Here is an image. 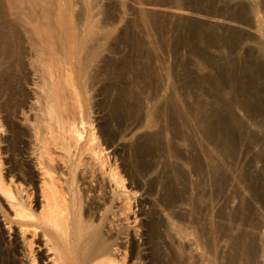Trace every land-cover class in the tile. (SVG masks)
<instances>
[{"label":"bare ground","instance_id":"obj_1","mask_svg":"<svg viewBox=\"0 0 264 264\" xmlns=\"http://www.w3.org/2000/svg\"><path fill=\"white\" fill-rule=\"evenodd\" d=\"M11 2L14 8L17 9L20 8L21 4L23 6V3L30 2V0H11ZM260 4L254 6L245 3V5L242 6L241 4L239 7H241V12L248 9L253 12L260 7ZM1 12L3 10L0 11V18H6L5 15H1L3 14ZM232 17L230 19L236 21V18ZM3 18L0 21V111L6 114V121L4 122H6L11 136L7 147L14 154L19 153V144H23L26 149L27 147L30 148H28L30 150L29 157L33 160L31 162H33V167L37 172L41 202H39V209L36 203L35 206H32V192L29 193L22 183H16L13 180L14 175L10 176L8 182L6 181L2 174V159H0V197L3 198L5 205L17 219L15 222L18 225L22 244L27 251V253L25 251L19 252L15 248L2 250L0 247V264H17L13 259L17 254L21 256V262L24 263L25 260L27 264H254L250 262L256 260V256L259 260L256 261L258 263L261 261L260 255L257 254L260 252L257 250L259 242L257 244L255 242L258 240L249 238L255 236L253 234L255 231H251L252 235H250L243 228V225L250 223L253 217L254 212L251 211V206L250 208L249 205H245L244 209H242V206L240 207L244 213L246 212L245 215L241 210V212L237 210L233 213L231 211V214L227 207L225 209H228V211L225 210V213L224 209H218V212H221L219 214L217 212V216H215L220 219L217 224L212 221L215 219H211L210 216V208L213 207L210 206V203L212 204L211 200L214 199L216 194L215 199L221 197L220 195L218 197V194L225 191L227 185L230 184L229 181L233 174L230 159L235 156L236 151H238L237 145L245 136V124L234 116L229 105L226 106L227 109L222 105L226 109V111L223 110L224 114L217 112V114L214 113V118L202 117L200 131L204 134V145L196 143L197 138L194 134L196 130L192 131L191 128L192 133L187 132V134L191 133L189 136L184 134L185 130H189V127L186 118L181 113V106H178V101L169 110V123H166L167 125L162 123L164 114L161 107H159L155 116L147 124L148 128L150 125L151 133L143 134L144 136H140L132 145L130 144L128 156L123 160V171L125 170L127 177L132 181L131 183L138 189L140 188L138 177L144 180L143 178L155 173L153 178L145 182V188H143L149 196L155 193L156 188H159L160 192L155 202L148 205L149 213L145 214L141 226L143 232L139 234L138 229L135 232V236H139L141 240L140 245L137 247L130 238L128 229L131 226L129 215L132 212L133 204L137 203L134 198L138 191L127 190L123 174L115 165L116 160L113 164L111 163L110 156L105 154L104 145H107V147L113 145L117 136L122 135L124 125L130 119L136 120L134 128H138L140 125L139 118L143 105L141 93L145 92L144 87L138 88L137 84L143 85L144 81L152 78L151 71L148 69L151 60L147 56L145 45L141 41L133 42L131 36L126 39L128 44L134 48L135 59L139 60H137L138 62L135 60L136 65L135 62L131 63L134 59H132L133 61L130 59V63L116 64V69L117 73H119L118 70H121L123 76L130 75L138 90L137 92L131 90L122 81L119 82L122 86L119 88L118 96L113 101L115 108L113 119L118 125L117 131H109L108 124H105L103 127L108 130L105 135L106 140L104 139L105 141L100 143L93 130L90 129L91 124H88L90 117L87 119L88 96L92 90L89 85L93 86L92 84H94L96 78L92 77L88 80L85 79V75L87 69L91 66V62L96 60V55H92V47L87 45L86 38L90 35L93 36V30L84 33L85 30L88 31V29H84V31L82 30L83 33L80 34L75 30L71 35V31L63 25L57 28L34 26L33 34L38 37L36 38L38 42H34L35 38L32 34L34 40L27 41V43L29 42L27 46H29L28 50L32 52L31 58L33 59L30 58L33 63L32 70L37 75V79L35 78L36 80L32 84L34 85L33 107L27 112L24 111L22 106L24 99L27 97L23 90L24 83L27 80L24 73V59L29 56L26 54L28 53V50L26 51L27 47H24L25 41L21 38L23 36L20 37L22 30L26 29L25 31H27V26H22L23 29L20 26L21 29H19V25L18 27L14 25L15 23L11 25L12 22L6 19H4L6 23L2 22ZM29 28L30 26L28 30H31ZM191 31L193 37L195 32ZM26 38L28 39V32ZM25 55L28 57H25ZM143 59L147 63H141ZM254 59L251 58L250 61H245V65H242L243 67L239 70L237 69V74L235 71L229 72V78L232 80L230 83H233V86H231L232 83L230 86L233 87L234 91V97L230 100V104H235L241 108L245 112V118L250 122V125H255L260 130L259 134L264 137V65L261 62L264 61V55L259 56L257 60ZM221 72L219 71V73ZM226 76H228V72ZM224 84L219 83L214 88L221 92L226 88ZM106 90V87L101 88L103 92H106ZM238 95L244 96L243 102L236 101ZM201 108L202 106L199 107V110ZM19 110L23 116L24 125L28 127V132L12 123V119L9 121L12 114L19 112ZM193 110L188 112L190 118L195 116L194 114L197 111ZM86 126L89 130L86 129ZM199 127L197 126V129ZM167 133H169V139H167ZM25 138L26 140L29 139L27 141L29 146H26ZM248 140L255 144L260 138L250 135ZM179 144L187 147L189 155L185 156L186 154H183ZM261 148L264 151V143ZM244 155L248 156L247 154ZM169 159H173L175 162L169 164L172 161L168 163ZM11 169L13 172L16 170V166L12 164ZM186 171H189L188 175L195 177V180L188 181ZM27 173L30 176L32 171ZM188 179L190 180V178ZM207 188L210 191L209 193H212L211 195L214 194L213 199L208 197ZM225 197L227 196L223 198ZM225 199H227L225 203L229 204L228 198ZM157 206L160 208H157ZM223 206H226V204H223ZM227 206L229 207V205ZM184 207L188 209V212L183 211ZM132 214L135 215L134 212ZM214 214L216 215V213ZM0 215L4 222L8 224V231L12 230L11 225L14 221L9 219L1 204ZM134 219L136 222V217ZM251 223L250 225L253 224ZM235 225L243 226V231H246L243 234L247 233L248 237L239 232L238 236L229 239L227 237L230 234H227L228 230L231 227L235 229ZM250 225L248 226L252 230ZM258 225L257 223L256 228H258ZM253 227L255 228V226ZM215 230L220 232L221 236L219 238H224L222 242L225 243L227 248V250L223 248L224 243L223 246L222 243L218 245L226 250L222 254L217 248L218 237L216 236L219 233L215 236ZM236 230H238V227ZM26 233H30L33 239L38 238L39 245L36 247L38 253H35L30 241L24 237ZM124 240L126 242L123 244L122 241ZM261 240L259 241L262 243L263 240ZM41 247L45 252L44 255H42L43 252L39 253Z\"/></svg>","mask_w":264,"mask_h":264},{"label":"rangeland","instance_id":"obj_2","mask_svg":"<svg viewBox=\"0 0 264 264\" xmlns=\"http://www.w3.org/2000/svg\"><path fill=\"white\" fill-rule=\"evenodd\" d=\"M245 3L246 5L249 3V4H253L254 6H259V4L261 3L260 7H258L257 9L259 10V12H257V10L256 11L254 10L255 12L254 11L251 12L252 10L250 11V9H248L247 11L242 10L241 12L240 9L241 7L239 6H241V4L242 6L243 4L245 5ZM12 4L13 3L11 2V0H0V9H1L0 11L3 10V12H1L3 14L1 15L3 16L5 15L6 17V18L1 17L3 18L2 22L4 21V19H6L7 21L12 22V24L10 23L11 25H13L14 23H15L14 25H17V27L19 25L18 27L19 29L21 28L23 29L22 26L25 25L27 26V31H25L26 29L22 30V32L20 31L22 33V34L20 33V37L23 36L21 38H23L22 40L25 41L24 47L25 48L27 47L26 51L29 49V46H27L29 42L27 43V41L32 39L34 26L36 27L51 26L57 28L58 26L63 25L64 27H67L69 31H71L70 32L71 35H73V32H75V30L79 34L83 33L84 29H88V31L85 30L84 33L89 32V30L91 31L93 30L94 32L93 36L91 37L90 35L86 38L87 45L92 47V55L94 56L96 55L95 57L96 60L91 62V66L87 69L85 75V79L88 80L92 77L96 78L94 84H92L93 86L89 85V87H91L92 90L89 93L90 95L88 96L89 101L87 104L88 106L87 119H89L90 117V119L88 120L89 121L88 124H91L90 129L93 130V133L95 134L96 138L100 141V143H103L106 140L105 135L108 130L111 132L117 131L116 129L118 125L116 124V121L113 119L115 114V112H113L115 111L113 101L118 96L117 93H119L118 92L119 88L122 86V84H120L119 82L122 81V83H124L127 88L130 87L129 89L134 91L136 90V92L138 88L144 87L145 93H141L143 105L139 118V124H140L139 127L134 128L136 124V120L132 119L133 120L132 121L130 119L129 122H127L124 125L123 128L124 131L122 132V135L119 134V136H117L115 143L113 145L111 144L109 147H107V145H104L105 147L103 146L105 148V154L110 156L111 163L113 164L116 160L115 165L117 166L118 170L121 171V174H123L122 176L125 180L124 184L127 190L128 191L132 190V192L138 191L136 193V197L134 198L133 196L135 202L137 203H135V205L133 204V209H132V212H134L135 215L133 216L132 212L129 215V219H130L129 223L131 226L128 229L129 230L128 232L130 233V238L136 244L137 247L140 245L141 240L139 239V236H135V232L137 231V229L139 231V234L140 232L141 233L143 232L141 226L145 219V214H147V212L149 211L148 205L152 202H155V199L156 197H158L160 192H159V188H156L155 193L152 196H149L148 194L145 193L144 190L145 182L148 179L153 178L155 176V173L148 175L149 177L147 176L143 178L144 180H142L141 178L139 179V177L137 178V180H139L138 182L140 184V188L142 189L135 188V185L131 183L132 181L129 177H127L125 170L123 171L124 168L122 165L123 160L125 159V157L128 156L129 148L137 138L146 135V133L149 132L151 133L152 130L150 128V125L148 128L147 124L149 123L150 119L155 116L159 107H161L164 114L162 116V123L164 125L166 123L168 124L169 110L172 107V105L177 101L179 102V104L177 103L178 106H181V108L180 107L179 108L182 110L181 111L182 115L184 116V118H186V121L188 122L189 130H185L184 134H186V136H189L192 133L191 132L192 129H193L192 131L196 130L195 131L196 133L194 132V134L196 135L195 138H197L196 143L197 144L201 143L204 145L205 144V142L203 141L204 134H202V131H200L201 130L200 121L202 117L214 118L217 112H219V114H224L225 113L224 111H226L227 109L226 106L229 105V107L231 108L230 110L232 111L234 116L239 121L241 120L240 121L241 123L245 124L244 125L245 136H243L244 138L240 140L241 142L239 141L238 143L239 145H237L238 151H236L235 156H233V158L230 159L232 161L231 163H232L233 174L232 177L230 176L231 177L229 181L230 184L228 183L229 184L227 185L228 187H226V189L224 188L225 191H221V193L218 194V197L219 195L221 197L215 199L217 197L216 194L213 199L212 196H214V194L211 195L212 193L210 194L209 193L210 191L207 188V193L209 195L207 196L214 200V201L211 200L212 204L210 203V206H213L211 207L212 209L210 208V210L212 211V212L210 211V216L211 219H215L212 221L213 222L215 221L214 223L217 224L220 222V219L219 217L217 218L215 216H217V212L219 210L224 209L223 211L225 213V210L228 211L229 209L230 210L229 212L231 213L232 211L233 213V211H237V210L240 211L241 206L242 209L245 208V205H249V207L251 206L252 207V208L250 207L251 211L256 213L254 215V213L252 212L254 219L252 217L250 220V223L252 221L254 225L252 223H251L252 225L248 223L247 225H243L244 227L243 226L242 227L246 229L248 231V234L250 235H252L251 231H255L253 233L255 235L254 236L255 238L250 235L249 238L258 240L255 242L256 244L259 242L257 244L258 245L257 250L260 252H258L257 254L260 255L259 258L261 261L258 263L257 261L259 260H257V256H256L257 261L254 259V261L250 263L255 264L256 261V264L257 263L264 264V254H263L264 251V233H263L264 232V223H263L264 222V214H263L264 213V207H263L264 206V179H263L264 151L261 150L262 149L261 147L264 143V137L262 134H259L260 130H258L257 127H255V125L254 126L250 125V122L245 118L246 117L245 112L241 108H239L235 104L232 103L230 104V100L232 99V97H234V91H233V87H231L233 86V83L231 82L232 85L230 83V81L232 80L229 78V74H230L229 72L235 71V73L237 74L236 72L237 69L239 70V68H242L246 63L245 61L248 62L251 60V58L252 59L255 58L257 60L259 56L264 55L263 53L264 6L263 7L261 6L264 5V0L263 1L260 0H242V1L241 0H234V1L233 0H227V1L226 0H30V2L23 3V6L21 4L20 8L18 7L19 9L14 8ZM236 8L237 10H235ZM231 17L232 18L235 17L236 21H232L230 19ZM6 20L4 21L5 23ZM256 25L258 28L256 27ZM29 26H30L29 29H31L32 31L28 30ZM190 31L195 32V35L193 34V37ZM24 32H26L25 33L26 37L28 32V39L25 37ZM127 32L129 33L127 34ZM34 35L35 34H33V37L35 38L34 42H38L36 41V38L38 37ZM129 36H131L130 38H132L133 42L136 43L137 41L138 42L141 41L145 45L146 48L145 51L147 53V56L151 60L148 65V69L149 71H151L152 78H149V80L144 81L143 85L137 84L138 86L137 89H136L137 87L136 83L132 82V78L130 75L123 76L124 75L123 72L121 73V70H118L119 73H117V69H116L117 65H121L124 62L130 63L131 60L134 59V61L132 60L133 62H131L134 63L135 60L136 61L139 60V59H135L136 55L133 54L135 53L134 48L131 47L132 45L128 44V42L126 41V39H128ZM34 38L32 39V41L34 40ZM28 53L26 54L29 57L25 55V57L28 58L24 59V67H25L24 73L27 79L26 82L24 83V88H23V90L25 91L24 94L25 96H27L26 99H24L23 101L22 108L24 107L23 108L24 111L27 110L29 111V109L33 107L32 104L34 103V98H33L34 85L32 84H34L33 82H35V80L37 79V75L34 74V71L32 70L33 63L31 59L33 58H31L32 57L31 50H28ZM257 53L260 54L258 55ZM137 62H135V65L137 64ZM261 62L264 65V61ZM141 63H147V61L143 59L141 60ZM136 68H138V66H136ZM219 71L220 72L222 71L221 72L222 74L219 73ZM227 72H228V76H226ZM219 83H225L224 85L226 86V88L221 92L217 91V89L214 88L215 85H218ZM102 87L107 88L106 92L101 91ZM243 99L244 96L238 95L236 101L243 102L244 101ZM222 105L225 106L226 109H224ZM200 106H202V108L200 109L201 111L199 110ZM188 108L189 110L194 109L193 111L197 110L196 113L194 114L195 116H193L192 118L188 116V112H189ZM5 117L6 114L0 111V121H1L0 122L1 125L0 126L1 128L0 129L1 132L0 159H2L1 160L2 171H3L2 174L4 178H6L7 182L9 181L10 176L14 175L13 180L16 181V183H22L23 187H25L29 191V193L32 192V196H31L32 206H35L36 203L38 204V209H39V202H41L39 183L37 182L38 181L37 172L33 167V162H31L33 160L29 157L30 148L27 147L26 149L24 148L23 144H19L18 154L17 152L14 154L11 151H9V148L7 146L11 136L10 133L8 132L7 124L6 122H4L6 121ZM22 117L23 116L20 114V110H19V112L12 114L11 118H9V121L10 119H12L11 120L12 123H14L20 129L28 132V127L27 125H24L25 123ZM257 120L259 121V119ZM197 122H199L198 125ZM105 124H108V130H106L103 127ZM146 125L147 127H145ZM197 126L200 127L197 129ZM86 129L89 130L88 126H86ZM188 131H190L191 133L187 134ZM168 134L169 133H167V137L169 136ZM250 135L257 136L258 139L260 138V140L258 141L259 143L257 142L254 144V142L252 141H251L252 143L249 142L250 139L248 140V136ZM169 138L170 137H168L167 139ZM25 140L26 138L24 139V141ZM28 140L29 139L27 138V140L25 141L26 146H29L27 145ZM179 146L183 154H186L185 156L189 155L187 147L182 146L181 144H179ZM257 148L259 149L257 150ZM184 150L187 153H185ZM260 153L263 154L260 155ZM244 154H247L248 156ZM170 161L171 163H169ZM174 162L175 161L173 159L168 160L169 164H172ZM258 162L259 164H257ZM12 164L16 166V170H14L13 172L11 169ZM28 171H30V173L32 171L30 176L29 173H27ZM188 172L186 171L187 180L188 181L191 180L193 181V179L195 180V177H193L192 175H188L189 174ZM9 173L11 174L8 175ZM31 176L33 177L32 179ZM188 178H190V180ZM108 190L109 187L107 188L106 191L108 192ZM224 196H227L225 198H228L229 204L225 203L227 199L223 198ZM249 196H251V198H249ZM221 198L222 200H220ZM0 204L2 205V208L4 209L6 215H8L9 219L11 221H14L13 224L11 225L12 230L8 231V224L4 222L3 218L0 215L1 249L11 250L15 248L19 252L25 251L27 253L24 245L22 244V239L19 233L18 225L15 222L17 219L14 217L13 213L9 210V208H7V206L5 205V201L1 197H0ZM223 204H226V206L222 207ZM227 205H229V207ZM226 207L228 209H225ZM238 207L239 209H237ZM157 208L160 207L157 206ZM157 208L155 207V209ZM187 210L188 209L184 207L183 211L188 212ZM241 211L242 213H244L243 210ZM220 212H218V214ZM214 213H216V215ZM245 214L246 212L244 213V215ZM135 217H136V222L134 219ZM216 219L219 221L217 222ZM255 223L259 224L258 228H256L257 226ZM248 225L251 226L252 230H250V227ZM246 226L247 228H245ZM253 226H255V228ZM234 227L235 229L231 227L228 230L227 234L229 233L230 234L229 236L227 235V237L229 239H233L234 237L238 236L239 232L240 234L246 232L245 230L243 231V228L241 226L235 225ZM237 227L238 230H236ZM232 229H234V231H232ZM256 229L258 230L257 231L258 233L256 232ZM215 232H214L215 236L216 234L218 235L219 233V235L216 236L218 237L217 248L219 249V252L222 254L223 251L227 250V248L225 247V243L222 242L224 241V238L223 239L219 238L221 234L218 230L217 231L215 230ZM248 234L244 233L243 235L247 236ZM24 237L28 241H30L31 247L35 251V253H38L36 248L39 245L38 238L37 237H35L34 239L31 238L30 233H26ZM260 238L263 240L262 242L263 245L259 241L261 240ZM125 242H126L125 240L122 241L123 244ZM221 243L222 246L224 243L223 248H225L226 250L223 249L222 246L221 247L218 246L221 245ZM259 245L261 246V248ZM41 248L42 249H40L39 252L40 254L43 252V247ZM44 254L45 252L42 253V255ZM13 259L16 261L17 264H27L25 260L24 263L21 262V256H19L18 254Z\"/></svg>","mask_w":264,"mask_h":264}]
</instances>
